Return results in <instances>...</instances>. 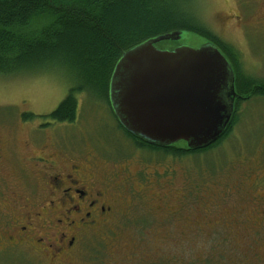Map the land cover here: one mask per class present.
<instances>
[{
	"label": "rangeland",
	"instance_id": "374dc122",
	"mask_svg": "<svg viewBox=\"0 0 264 264\" xmlns=\"http://www.w3.org/2000/svg\"><path fill=\"white\" fill-rule=\"evenodd\" d=\"M237 2L238 0H191L189 9L222 43L237 50L240 55V71L245 80L262 81L264 21L237 19L235 16L244 13ZM186 35L182 43L197 47L202 42L196 36ZM63 74L60 77H0V136L20 154L27 152L26 144H30L31 131L37 138H41L42 133L37 129L43 124L51 123L47 116L67 97V81L76 83L74 72ZM79 103L78 120L72 125L58 126L57 137L65 145L71 144L81 152L94 155L98 152L103 157L122 158L116 169H112L113 172L121 167L123 161L129 162L128 166L132 171L145 169L151 174L157 170L162 175L165 170H176L171 191L175 195L170 202L174 208L179 206L176 190L189 188L190 198L196 200L190 210L198 214L195 211L201 208L215 222L218 220L216 214L222 209L232 210L236 207L250 210V202L241 199L246 200L252 193H264L261 187H254L258 178L264 181V98H253L241 104L238 123L231 136L215 152L189 156L181 162L180 158L175 163L167 160L160 167L139 162L140 157L135 152L134 143L119 128L103 92H93L90 96L83 93L79 96ZM46 133L52 135L50 132ZM244 168H251V180L246 181L249 172L240 178ZM151 177L152 182H155L151 186L152 190L145 193V198L135 208L140 210L133 212L132 222H128L127 227L122 230H116L118 239L109 241L104 235L89 234L80 244L75 264H263L257 258L264 257V233L234 230L233 233L229 231L225 234L215 228L203 235L178 230L167 232L160 228L163 224L154 221L155 218L147 219L144 209L148 207L144 203L156 204L158 201L152 195L168 192L159 183L165 181L169 185L163 176L157 175L156 179ZM238 178L245 183L247 196L235 194ZM130 236L140 242V245L133 246L132 253L126 251ZM27 256L31 257L32 254Z\"/></svg>",
	"mask_w": 264,
	"mask_h": 264
},
{
	"label": "flooded vegetation",
	"instance_id": "af4514ba",
	"mask_svg": "<svg viewBox=\"0 0 264 264\" xmlns=\"http://www.w3.org/2000/svg\"><path fill=\"white\" fill-rule=\"evenodd\" d=\"M237 5L244 12L235 16L237 19L264 21V0H238ZM58 126L62 124L52 121L43 124L37 129L42 133L41 138L31 131L30 144H26L27 152L24 154L9 146L0 136V264H75L80 244L89 234H101L106 240L116 241V230H122L128 222H132L133 212L140 210L135 208L155 183L151 176L156 179L157 175L165 177L169 185L163 181L159 186L168 192L152 195L158 202L144 203L148 207L144 212L147 219L155 218L154 221L162 223L160 228L163 230L200 235L211 232L213 228L225 234L234 230L264 233L263 192L252 193L246 200L241 199L250 202V210L236 207L232 210L222 209L216 214L218 220L214 222L209 219V213L201 211V208L195 211L198 214L190 210L196 200L190 198L189 188L176 190L179 206L174 208L171 205V197L175 195L171 191L176 170H165L162 175L157 170L151 174L145 169L132 171L129 162L123 161L121 167L113 172L112 169H116L122 158H106L98 152L94 155L78 151L71 144L65 145L57 137ZM62 139L65 140L64 137ZM134 145L139 162L143 165L160 167L167 160L175 163L179 159L173 155L165 156L161 151L156 156L155 152ZM165 149L185 153L184 157H180V162L192 156V151L185 144ZM246 173V181L251 180V168H244L240 178ZM237 185L235 194L247 196L242 179ZM263 186L261 178L255 180L256 189H264ZM127 241V252L132 253L133 246L140 245L134 236ZM29 253L31 257L27 256ZM257 259L264 264V257Z\"/></svg>",
	"mask_w": 264,
	"mask_h": 264
},
{
	"label": "trees",
	"instance_id": "16d2710c",
	"mask_svg": "<svg viewBox=\"0 0 264 264\" xmlns=\"http://www.w3.org/2000/svg\"><path fill=\"white\" fill-rule=\"evenodd\" d=\"M190 4L191 0H0V77H60L63 72H74L76 83L66 80L67 97L47 116L58 124H74L80 116L81 94L103 92L110 106V78L124 52L160 35L183 32V39L185 34L196 36L201 43L216 44L227 56L236 74V92L241 97L236 100V111L222 137L191 155L213 153L231 136L241 104L264 98V80H245L237 50L222 43L203 25L190 12ZM174 46L171 42L159 44L162 49ZM118 126L145 151L185 156L180 150H161L143 141L139 143L119 123Z\"/></svg>",
	"mask_w": 264,
	"mask_h": 264
},
{
	"label": "water",
	"instance_id": "95a60500",
	"mask_svg": "<svg viewBox=\"0 0 264 264\" xmlns=\"http://www.w3.org/2000/svg\"><path fill=\"white\" fill-rule=\"evenodd\" d=\"M183 32L152 37L123 53L108 99L119 125L150 146L185 144L192 152L225 133L241 97L236 74L212 42L182 43ZM174 43L162 49L159 44Z\"/></svg>",
	"mask_w": 264,
	"mask_h": 264
}]
</instances>
